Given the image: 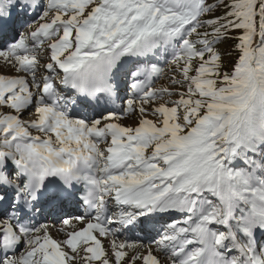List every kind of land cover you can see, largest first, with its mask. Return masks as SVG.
I'll use <instances>...</instances> for the list:
<instances>
[{"label":"snow or ice","instance_id":"1","mask_svg":"<svg viewBox=\"0 0 264 264\" xmlns=\"http://www.w3.org/2000/svg\"><path fill=\"white\" fill-rule=\"evenodd\" d=\"M0 62V264H264V0H0Z\"/></svg>","mask_w":264,"mask_h":264},{"label":"rangeland","instance_id":"2","mask_svg":"<svg viewBox=\"0 0 264 264\" xmlns=\"http://www.w3.org/2000/svg\"><path fill=\"white\" fill-rule=\"evenodd\" d=\"M21 30H23V29H21ZM230 47V45L229 44H222V45H219L218 46V48H219V50L223 53L224 52V50L225 49H228ZM235 55V52H234V50L232 51V56H234ZM223 62H224V64L225 65H227V64H229V62H230V57L229 56H224V59H223ZM161 63V66L165 69V75L164 76H161L159 79H157L156 81H155V84H154V86L155 87H161V86H169V84H168V79H167V76L168 75H170V73L168 72V66L166 65V64H164V62L163 61H161L160 62ZM0 65H2V62H0ZM4 71H7V69L6 68H4L3 69ZM118 102V101H117ZM122 102V101H121ZM119 103V102H118ZM117 103V105H119ZM125 122L126 123H132V121H130V120H125ZM162 215V217H163V222H170V220L171 219H173V218H175V219H182V217H180V216H174V217H169L167 214H161ZM48 222H52L51 220H49ZM142 235L144 234V233H141ZM53 235L54 236H56L57 234L55 233V232H53ZM145 237H147L146 235L144 236V237H141V238H138V237H131V236H129V237H127L126 236V233H122V235H121V238L123 239V238H128V239H130V240H133V241H142L143 243H145V244H151L152 243V241H151V239L148 237V238H145ZM158 238V237H157ZM107 241H105V245L107 246ZM152 247H153V249H154V251H155V245L153 244L152 245ZM156 254L157 255H161L159 252H156ZM165 257H163L162 255H161V259L163 260Z\"/></svg>","mask_w":264,"mask_h":264},{"label":"bare ground","instance_id":"3","mask_svg":"<svg viewBox=\"0 0 264 264\" xmlns=\"http://www.w3.org/2000/svg\"><path fill=\"white\" fill-rule=\"evenodd\" d=\"M119 104V103H118ZM49 223H51V222H49Z\"/></svg>","mask_w":264,"mask_h":264}]
</instances>
